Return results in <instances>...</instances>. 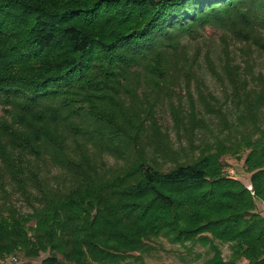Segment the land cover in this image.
Wrapping results in <instances>:
<instances>
[{"label":"trees","instance_id":"16d2710c","mask_svg":"<svg viewBox=\"0 0 264 264\" xmlns=\"http://www.w3.org/2000/svg\"><path fill=\"white\" fill-rule=\"evenodd\" d=\"M257 55L264 0H0V260L144 264L160 237L212 236L230 256L212 244L202 264H264ZM160 112L175 132L214 115L235 144L204 143L164 170ZM226 155L243 159L255 197L223 173Z\"/></svg>","mask_w":264,"mask_h":264},{"label":"rangeland","instance_id":"374dc122","mask_svg":"<svg viewBox=\"0 0 264 264\" xmlns=\"http://www.w3.org/2000/svg\"><path fill=\"white\" fill-rule=\"evenodd\" d=\"M205 38H213L215 36V32L212 29L206 30L203 35ZM254 71L255 72H264V55H257L254 58ZM205 83L204 92L211 93L217 101L222 102L225 98V92L222 90V86L215 82L214 79L209 77L207 74L203 77ZM180 95L182 96L183 92ZM223 113L226 116L232 117L230 113L233 112L230 108L226 106H221ZM159 121L162 124L163 128L169 132V146L172 148L171 152L168 155H163L157 161L160 166L164 170L167 167H172L174 165V160H185L192 159L197 157L200 153V149L204 143L213 144L218 140H224L229 147L232 144H235L236 139L231 138L228 140L229 130L228 128H224L220 125V121L214 115H207L206 118V128H193L187 127L185 130L180 129L175 132L172 129V122L170 117L164 113H159ZM264 116V109H263ZM229 118V119H230ZM205 124V125H206ZM244 149V148H243ZM240 152H243L244 150ZM108 167H114L116 165H121L120 162H115L114 159H108ZM220 162L223 166V173L229 177H235L238 179L247 189L250 188L249 183V174L246 173L245 168L243 166V159L238 160L230 155L223 156ZM252 197H255L254 192L252 190L249 191ZM19 205V203L17 202ZM255 210L259 213L264 220V203L262 201L255 200L254 202ZM22 212L26 211V209H22ZM215 245L220 251L224 259H228L230 256V248L229 243L221 242L216 238H212L210 236V245L206 246L205 244H201L200 242H195L192 244L185 243L183 246L180 244L172 243L168 239L164 237H160L152 242L154 250L149 254L144 256V264H202L206 258L210 257V247L211 245ZM197 255H201V258L196 257ZM14 255H9L4 259L0 260V264H16L11 263L9 261L10 257ZM45 255H41L39 258L34 260H28L18 255L19 261L25 262L26 264H40ZM244 261H240L238 264H244Z\"/></svg>","mask_w":264,"mask_h":264},{"label":"built area","instance_id":"2783aa9c","mask_svg":"<svg viewBox=\"0 0 264 264\" xmlns=\"http://www.w3.org/2000/svg\"><path fill=\"white\" fill-rule=\"evenodd\" d=\"M248 190L250 191L251 190V187ZM9 261L11 263H16V264H26L25 262L19 261V259L17 257H15V256H11L10 259H9Z\"/></svg>","mask_w":264,"mask_h":264}]
</instances>
